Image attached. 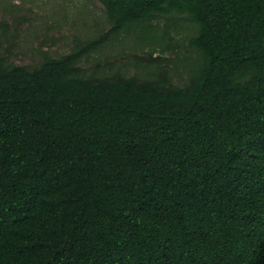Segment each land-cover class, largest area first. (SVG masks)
<instances>
[{"label": "trees", "instance_id": "16d2710c", "mask_svg": "<svg viewBox=\"0 0 264 264\" xmlns=\"http://www.w3.org/2000/svg\"><path fill=\"white\" fill-rule=\"evenodd\" d=\"M99 1L71 52L0 55V264H264V0ZM161 17L196 26L184 85L80 68Z\"/></svg>", "mask_w": 264, "mask_h": 264}, {"label": "rangeland", "instance_id": "374dc122", "mask_svg": "<svg viewBox=\"0 0 264 264\" xmlns=\"http://www.w3.org/2000/svg\"><path fill=\"white\" fill-rule=\"evenodd\" d=\"M156 26L150 37L160 41H142L135 35L122 40L105 43L97 51L84 57L79 66L87 74L97 63H127L123 71L127 75L148 76L149 70L137 67L129 60L142 58V63L151 57L169 59L164 63L172 73L176 84L188 81V72L198 69L201 60L187 58L197 55L190 51L189 38L196 26L187 19L170 24V36L165 17L154 21ZM110 25L104 5L99 0H0V55L13 64H37L44 53L60 56L71 52L81 43L106 32ZM139 34V33H138ZM152 53V55H150ZM178 69L175 70L177 67ZM155 69V66L151 67ZM114 71L107 68L104 74Z\"/></svg>", "mask_w": 264, "mask_h": 264}]
</instances>
